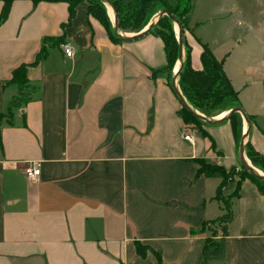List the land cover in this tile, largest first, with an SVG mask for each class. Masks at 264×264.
Wrapping results in <instances>:
<instances>
[{
	"label": "crops",
	"instance_id": "0c3cea01",
	"mask_svg": "<svg viewBox=\"0 0 264 264\" xmlns=\"http://www.w3.org/2000/svg\"><path fill=\"white\" fill-rule=\"evenodd\" d=\"M86 8L67 23L64 0H11L0 23V264H264V197L248 179L225 236L216 225L190 233L223 213L212 200L220 180L196 177L194 160L238 167L228 123L201 126L204 136L184 125L171 79L157 72L161 41L112 42ZM188 27L190 67L201 68V46L222 61L252 117L248 128L241 119L244 142L264 161V0H192ZM44 38L60 43L26 69L23 101L11 106L10 73L34 61ZM29 163L34 181L22 173Z\"/></svg>",
	"mask_w": 264,
	"mask_h": 264
},
{
	"label": "trees",
	"instance_id": "16d2710c",
	"mask_svg": "<svg viewBox=\"0 0 264 264\" xmlns=\"http://www.w3.org/2000/svg\"><path fill=\"white\" fill-rule=\"evenodd\" d=\"M85 1L87 3L86 12L94 18L105 30L108 38L112 42H121V40L112 34V27L106 15L103 3L99 0H64L67 4V23L74 14L76 5ZM114 7L117 14L118 31L120 33L133 32L138 33L146 26L147 21L152 14L161 9L166 10L177 22L181 31L182 50L184 57L182 65L177 74V85L180 89L181 96L186 104L206 119L212 118L210 111L214 107H219L218 115L227 112L231 107L239 106L237 103V94L232 89L228 79L222 70V61H217L206 49L201 46L199 70L190 67L189 53L190 48L183 38V33L189 31V15L192 10V0H107ZM11 0H2L0 11V23L4 21L8 13ZM148 35L157 37L163 46L165 65L157 72H163L170 79L173 66L177 61L178 44L173 32V23L166 17L160 16L154 26L149 30ZM53 41V44H59L60 38L49 40L44 38L42 45L31 64H21L14 68L10 73L9 83L16 86L18 95L11 102V106H15L22 102L21 89L25 86L26 69L34 66L46 56L45 45ZM179 115L184 125H192L199 129L202 136L205 135L200 127L207 125L199 119L190 115L182 106H180ZM216 116V115H214ZM3 116L0 114V120ZM248 122L252 121V117L246 115ZM221 123H228L233 141L238 148L241 138V117L238 113L230 114ZM243 155L248 160L250 166L264 174V161L261 154L256 152L248 141L244 142ZM197 164L196 177L203 176L205 178H218L219 184L215 189L212 200L221 204L222 215L212 221L206 222L198 230H191V234H201L204 229H210L212 226H218L222 236L226 235L225 224L230 220V204L233 198L238 195V186L240 181L248 179L256 187L257 192L264 197V182L250 175L238 163L239 167L225 170L220 166L211 165L202 159H196ZM233 178H237L236 186L232 194L228 197L222 196L223 187L231 182ZM136 245L137 252L142 255L144 248ZM212 242L205 239L204 246H211Z\"/></svg>",
	"mask_w": 264,
	"mask_h": 264
},
{
	"label": "water",
	"instance_id": "95a60500",
	"mask_svg": "<svg viewBox=\"0 0 264 264\" xmlns=\"http://www.w3.org/2000/svg\"><path fill=\"white\" fill-rule=\"evenodd\" d=\"M101 1L103 4H106L107 6H109V8L111 9L112 12V16H113V24H112V34L113 36L119 38L122 42H134L137 41L143 37H145L146 35H148L149 30L154 26L155 22L157 21V19L160 16H166L172 23L173 25H175L176 29H177V44H178V53H177V63H178V68L176 70V72L173 74L171 81H170V88L173 91V93L175 94L177 100L180 103V106H182L190 115H192L193 117L199 119L200 121L204 122L207 125H216L221 123L223 120H225L230 114L232 113H238L241 117V119L244 121L246 128H248L249 126V122L246 119V116L244 115L243 111L241 110V108L239 106H234L231 107L226 113L225 115L219 119V120H214L212 118L210 119H206L203 116L197 114L195 111H193L190 106L188 104H186L184 98L177 92L176 90V86H175V80L177 78V74L178 71L182 65V57H181V52H182V41H181V31L179 29V26L177 24V22L175 21V19L164 9H161L157 12L156 16H155V22H149V24L146 26V28H144L143 30H141L138 33H135L132 36H125L123 35V33H120L118 31V24H117V14H116V10L114 9V7L110 4L109 1L107 0H99ZM246 138V130L244 133L241 134V138L238 144V148H237V157H238V163L239 165L245 170L247 171L250 175H252L253 177L257 178L258 180H261L264 182V176L259 174L254 168H252L250 166V164H248L245 160H244V156H243V145H244V140Z\"/></svg>",
	"mask_w": 264,
	"mask_h": 264
},
{
	"label": "built area",
	"instance_id": "2783aa9c",
	"mask_svg": "<svg viewBox=\"0 0 264 264\" xmlns=\"http://www.w3.org/2000/svg\"><path fill=\"white\" fill-rule=\"evenodd\" d=\"M61 50H62L63 55L66 58H69L72 56V48L70 47L69 44H63L61 46ZM183 140L188 141V142L192 141L189 135H184ZM22 173L27 180L34 181L39 176V169L35 163H29L22 167Z\"/></svg>",
	"mask_w": 264,
	"mask_h": 264
},
{
	"label": "rangeland",
	"instance_id": "374dc122",
	"mask_svg": "<svg viewBox=\"0 0 264 264\" xmlns=\"http://www.w3.org/2000/svg\"><path fill=\"white\" fill-rule=\"evenodd\" d=\"M126 2V0H124L123 1V3H125ZM103 6H104V8H105V12H106V15H107V17L109 16V18H110V20H112V12L110 11V8H109V6H107L106 4H103ZM155 14H157V12L155 13ZM154 14H152L149 18H147L148 19V21H147V24L150 22V20H151V17L153 16ZM108 18V19H109ZM110 22V21H109ZM110 24H111V27H112V23L110 22ZM146 24V25H147ZM144 28V27H143ZM142 28V29H143ZM141 29V30H142ZM173 32H174V35H175V39L177 38V29H176V27H175V25H173ZM124 33H127V34H134L133 32H124ZM177 62V61H176ZM175 62V63H176ZM172 76H173V74L171 73V77H170V79L172 78ZM176 81H177V78H176ZM177 83V82H176ZM177 87H178V85H177ZM178 90H179V92H180V89H179V87H178ZM180 94H181V92H180ZM22 99V98H21ZM218 111H219V107H214L211 111H210V114H212L213 116L212 117H214V115H218ZM246 159V158H245ZM247 160V159H246ZM247 162H248V160H247ZM249 163V162H248ZM238 167H239V165H238ZM238 167H237V170H238Z\"/></svg>",
	"mask_w": 264,
	"mask_h": 264
},
{
	"label": "bare ground",
	"instance_id": "6f19581e",
	"mask_svg": "<svg viewBox=\"0 0 264 264\" xmlns=\"http://www.w3.org/2000/svg\"><path fill=\"white\" fill-rule=\"evenodd\" d=\"M110 11H111V9H110ZM112 15V14H111Z\"/></svg>",
	"mask_w": 264,
	"mask_h": 264
}]
</instances>
